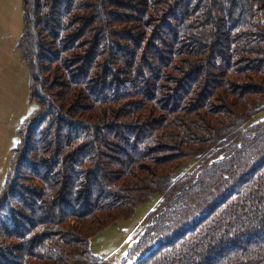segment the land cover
I'll list each match as a JSON object with an SVG mask.
<instances>
[{
    "label": "trees",
    "instance_id": "obj_1",
    "mask_svg": "<svg viewBox=\"0 0 264 264\" xmlns=\"http://www.w3.org/2000/svg\"><path fill=\"white\" fill-rule=\"evenodd\" d=\"M39 111L0 189V264H264V0H21ZM223 157L221 161L215 160Z\"/></svg>",
    "mask_w": 264,
    "mask_h": 264
},
{
    "label": "rangeland",
    "instance_id": "obj_2",
    "mask_svg": "<svg viewBox=\"0 0 264 264\" xmlns=\"http://www.w3.org/2000/svg\"><path fill=\"white\" fill-rule=\"evenodd\" d=\"M21 28V0H0V189L19 143L18 130L39 111V105L30 98L28 69L15 49ZM259 121H264V111L250 124ZM156 200L153 196L129 219L117 220L96 234L91 239L90 252L108 264H114L113 256L121 255L124 260L125 252L137 243L148 226L144 218ZM123 264H129V261L125 260Z\"/></svg>",
    "mask_w": 264,
    "mask_h": 264
},
{
    "label": "built area",
    "instance_id": "obj_3",
    "mask_svg": "<svg viewBox=\"0 0 264 264\" xmlns=\"http://www.w3.org/2000/svg\"><path fill=\"white\" fill-rule=\"evenodd\" d=\"M126 254H127V251L125 252ZM123 254V253H122ZM126 258V257H125ZM113 262H114V264H121V262L123 261V259H122V257H121V255H119V257H117V256H113ZM110 264V263H109Z\"/></svg>",
    "mask_w": 264,
    "mask_h": 264
},
{
    "label": "water",
    "instance_id": "obj_4",
    "mask_svg": "<svg viewBox=\"0 0 264 264\" xmlns=\"http://www.w3.org/2000/svg\"><path fill=\"white\" fill-rule=\"evenodd\" d=\"M220 160H222V159H217V160H215L214 162H217V161H220Z\"/></svg>",
    "mask_w": 264,
    "mask_h": 264
},
{
    "label": "clouds",
    "instance_id": "obj_5",
    "mask_svg": "<svg viewBox=\"0 0 264 264\" xmlns=\"http://www.w3.org/2000/svg\"><path fill=\"white\" fill-rule=\"evenodd\" d=\"M140 239V238H139ZM138 242V241H137Z\"/></svg>",
    "mask_w": 264,
    "mask_h": 264
}]
</instances>
